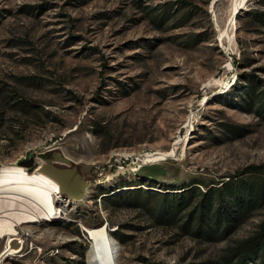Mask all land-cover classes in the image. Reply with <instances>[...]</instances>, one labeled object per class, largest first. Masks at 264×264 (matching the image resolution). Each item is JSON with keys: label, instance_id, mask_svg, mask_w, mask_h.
I'll return each instance as SVG.
<instances>
[{"label": "rangeland", "instance_id": "rangeland-1", "mask_svg": "<svg viewBox=\"0 0 264 264\" xmlns=\"http://www.w3.org/2000/svg\"><path fill=\"white\" fill-rule=\"evenodd\" d=\"M233 8V0H0V171L30 154L34 174L54 148L99 164L83 199L61 197L56 218L2 217L12 210L0 201L20 247L0 264H89L82 230L102 225L115 264H234L230 253L259 231L264 193L227 230L182 226L208 189L230 183L228 201L246 183L264 187V22L253 16L264 0H244L234 27ZM183 186L195 190L191 204L157 217L162 195L178 198ZM138 187L157 194L108 199ZM209 201L218 205L214 194ZM9 237L0 232V256Z\"/></svg>", "mask_w": 264, "mask_h": 264}, {"label": "bare ground", "instance_id": "bare-ground-1", "mask_svg": "<svg viewBox=\"0 0 264 264\" xmlns=\"http://www.w3.org/2000/svg\"><path fill=\"white\" fill-rule=\"evenodd\" d=\"M233 2L234 8L230 23L232 27L235 23L233 14L240 9L244 0H233ZM231 37L228 38V42H231ZM61 199L56 181L41 170L29 174L24 166H10L3 167L0 171V201L9 203L7 210H12L4 212L2 217L7 214H17L24 219L22 222L50 220L62 215V209L59 207ZM85 230L90 240L87 262L89 264H115V245L105 227L102 225ZM0 232L10 235L9 240L13 239L10 245H6L5 251L0 256L2 260L7 255L17 253L20 247L15 238L16 230L7 220H0Z\"/></svg>", "mask_w": 264, "mask_h": 264}, {"label": "trees", "instance_id": "trees-1", "mask_svg": "<svg viewBox=\"0 0 264 264\" xmlns=\"http://www.w3.org/2000/svg\"><path fill=\"white\" fill-rule=\"evenodd\" d=\"M254 18L259 22H264V11L254 12ZM249 85L255 83V80L250 79ZM141 183H138L133 186H139ZM132 184L121 185L131 186ZM230 183H226V190L223 191L221 187H216L215 189H208L202 193V199L198 201V204H195L192 209L188 212L187 218L182 224L183 227H191L194 225V232L197 234L204 233L205 236H211L214 229L221 226L220 224L225 222V229L227 230L232 226L231 222H235V218H238L239 209L249 206L251 200H256L257 195L264 193V187H253L252 183L244 184L245 194L235 193L234 196H230L228 201H225L223 197L225 192L232 190ZM118 188V187H117ZM138 187L132 191H127L126 193L121 192L115 196L109 197V200L116 198L122 199L125 201L136 202L138 200L151 199L152 196H155L154 191L147 190L144 191ZM186 190L175 196L162 195L161 205L159 204L157 217L162 218L165 216L166 219H172L179 212L182 206H188L192 202V197H195V190L191 186H183ZM235 188V187H234ZM255 188V189H254ZM113 189L107 192L110 193ZM214 194V197L217 199L218 205L216 207L212 206V202L209 201V198ZM233 193H231L232 195ZM257 194V195H256ZM107 199V198H105ZM116 200V199H115ZM227 202V203H226ZM169 205V206H168ZM212 210V211H211ZM232 256L231 262L234 261V264H249L250 262L258 261L259 264H264V219L260 223L259 231L254 233L252 236L248 237L245 241L240 243L235 247V251L230 253Z\"/></svg>", "mask_w": 264, "mask_h": 264}, {"label": "water", "instance_id": "water-1", "mask_svg": "<svg viewBox=\"0 0 264 264\" xmlns=\"http://www.w3.org/2000/svg\"><path fill=\"white\" fill-rule=\"evenodd\" d=\"M235 17V13L233 14ZM47 153L50 155L47 158L42 156L40 160L43 162L40 170L58 184L59 195L62 198L70 199L74 201L82 200L85 196V192L90 181V169L98 166L95 163H83L74 162L62 155L57 149L48 150ZM16 164H20L29 170L36 166L34 164V157L28 155L27 158H20L15 161ZM108 178V175L105 177ZM86 233L83 228L82 234ZM13 239H10L8 244L11 243Z\"/></svg>", "mask_w": 264, "mask_h": 264}]
</instances>
